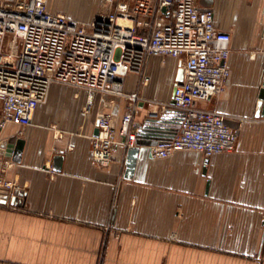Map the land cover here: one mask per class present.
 <instances>
[{
    "label": "crops",
    "instance_id": "obj_1",
    "mask_svg": "<svg viewBox=\"0 0 264 264\" xmlns=\"http://www.w3.org/2000/svg\"><path fill=\"white\" fill-rule=\"evenodd\" d=\"M196 1L232 37L231 75L213 104L239 136L235 152L157 159L138 137L134 148L116 146L113 163L101 167L93 159L98 119L112 114L119 130L128 101L97 92L87 113V90L54 84L31 124L9 123L0 133L6 176L20 186L0 204V264H264V0ZM103 2L49 0L48 10L90 24ZM180 69L178 58L152 56L147 84L126 78L125 92L146 100L137 133L178 132L181 113L169 111L159 126L150 113L172 100ZM17 139L22 151L8 153Z\"/></svg>",
    "mask_w": 264,
    "mask_h": 264
},
{
    "label": "built area",
    "instance_id": "obj_2",
    "mask_svg": "<svg viewBox=\"0 0 264 264\" xmlns=\"http://www.w3.org/2000/svg\"><path fill=\"white\" fill-rule=\"evenodd\" d=\"M48 2L0 0V133L9 123L31 124L54 84L87 90V113L97 92L124 97L128 109L119 130L112 114H103L99 135L93 137L94 161L109 167L116 146L138 145L136 116L139 102L146 100L139 92H125L126 78L136 74L140 85L147 84L149 58L170 56L181 60L183 80L176 83L172 100L158 103L159 111L150 117L175 110L183 119L173 137L150 146L151 155L165 159L180 151L206 157L235 152L239 136L213 104L231 75L232 37L216 28L212 10L201 9L196 0H104L103 13L85 24L49 12ZM10 166L0 159V200L7 194V202L20 192L6 176Z\"/></svg>",
    "mask_w": 264,
    "mask_h": 264
},
{
    "label": "water",
    "instance_id": "obj_3",
    "mask_svg": "<svg viewBox=\"0 0 264 264\" xmlns=\"http://www.w3.org/2000/svg\"><path fill=\"white\" fill-rule=\"evenodd\" d=\"M183 74H184V71H183V68H181L180 72H179L178 81L183 80ZM258 111H263V113H264V82H263V86L260 89V93H259ZM168 116H169V113L167 112L161 116L151 117L152 120L150 121V124H153L155 126L166 124V123H168V120H169ZM145 129L146 130L150 129V126H148ZM145 129L139 131L137 135L139 138L145 139L147 141L148 145H151V146L155 145L157 143L156 141L163 139V138H159L158 134H155V133L153 134L154 136L146 137ZM95 135L96 136L99 135V127L96 129ZM139 138H138L137 144H139ZM24 143L25 142L22 139H17L15 143L11 142L8 146V148H9L8 153L11 154V153H16V152L22 151V149L24 147ZM1 198H2V200H0L1 203H7V199H8L7 194H3Z\"/></svg>",
    "mask_w": 264,
    "mask_h": 264
},
{
    "label": "rangeland",
    "instance_id": "obj_4",
    "mask_svg": "<svg viewBox=\"0 0 264 264\" xmlns=\"http://www.w3.org/2000/svg\"><path fill=\"white\" fill-rule=\"evenodd\" d=\"M103 10H104V5L100 6L98 16L103 13Z\"/></svg>",
    "mask_w": 264,
    "mask_h": 264
}]
</instances>
